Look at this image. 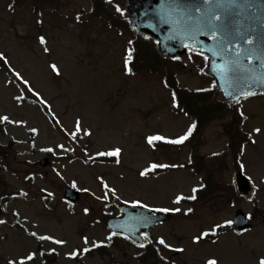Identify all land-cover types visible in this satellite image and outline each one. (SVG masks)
I'll use <instances>...</instances> for the list:
<instances>
[{
    "label": "rangeland",
    "instance_id": "1",
    "mask_svg": "<svg viewBox=\"0 0 264 264\" xmlns=\"http://www.w3.org/2000/svg\"><path fill=\"white\" fill-rule=\"evenodd\" d=\"M58 1L61 5L56 11L46 8L38 16L30 4L13 5L9 10L12 0H0V53L7 58L8 67L7 71L0 66V117L23 122L0 120L8 125L6 133L0 134V146L11 144L4 163L0 161L1 175L9 186L1 192L9 196V203L2 207L5 209L0 208V220L5 221L0 224V264H8L9 260L30 252L37 255L34 262L27 264H109L107 259L87 257L80 250L92 247L91 242L107 243L109 232L102 221L120 214L113 207L136 202L149 208H181L178 213L169 212L174 219L153 232L156 243L163 238L171 246L160 245L163 255L169 257L163 264H207L212 259L217 264H256L264 255V97L243 101L240 106L246 128L255 140L240 159L252 184V194L236 202L228 191L213 195L193 213L185 215L186 206L173 201L180 194L192 195V189L207 174L195 176L187 168L191 145L155 151L148 137L175 139L187 132L192 119L180 113L172 93L159 77L127 73L124 61L131 35L120 34L106 19L90 17L93 4L89 0ZM109 11L113 15L116 12L112 8ZM41 36L46 44L40 43ZM53 64L59 68L58 76L51 67ZM202 64L188 56L182 58L178 85L190 90L211 87L214 82L200 74ZM17 72L46 104L40 103L27 91L28 86L14 77ZM18 95L24 99L17 100ZM46 110L52 111L55 123L45 115ZM77 119L82 122L83 131L72 141L66 133L74 130ZM223 123L209 124L204 143L196 153L207 159L210 155H222L218 182L230 188L237 173L228 156ZM33 128L37 129L35 133L31 131ZM256 128L261 129L259 134L254 131ZM87 131L90 136L84 135ZM59 144L74 151L62 152L56 147ZM48 147L54 148L55 154L41 151ZM116 148L121 149L118 164L95 163L84 153L87 149L94 158L98 152ZM46 158L51 165L42 168L39 163ZM153 163L176 167L160 175L156 173L155 178L141 176ZM73 181L77 184L74 189L83 198L70 205L64 199V191ZM102 182L116 190L114 202L108 203V197L97 199L106 191ZM84 188L89 191L79 190ZM48 192L53 195L47 197ZM11 194L15 199H10ZM85 209L89 210L87 214ZM238 209L252 217L253 230L238 236L225 226L218 228L225 233H218L215 242L208 240L211 234L194 242L202 232L211 233L217 224L233 220ZM31 232L66 243L40 241ZM85 237L90 241L88 245L84 244ZM119 244L124 252L118 255L112 250L115 258L111 264H138L135 256L140 251L123 241ZM175 248L183 251H173ZM73 251H80L75 259L68 255ZM45 256L50 258L49 263Z\"/></svg>",
    "mask_w": 264,
    "mask_h": 264
},
{
    "label": "water",
    "instance_id": "2",
    "mask_svg": "<svg viewBox=\"0 0 264 264\" xmlns=\"http://www.w3.org/2000/svg\"><path fill=\"white\" fill-rule=\"evenodd\" d=\"M174 5H179L180 9L189 10L192 19L188 20L187 16L181 19L177 12L172 10ZM236 5L227 9L228 31L234 35L242 33L246 39H251L253 43L245 44L244 47L255 50L251 66L248 65L247 59L243 61L244 66L250 67L252 71L241 76L239 86L233 85L231 74L226 78L218 71V67L225 60L234 58L235 47L242 41L237 37L231 44L222 45L224 36L221 33L218 32L217 40H213L210 35L198 31L197 18L203 14L205 8L209 7L204 4V0H127L125 10L130 16L132 30L158 42L160 54L163 57L179 58L188 51L207 57L205 73L215 79L226 105L232 107L244 99L242 90L257 93L248 98L264 96V83L256 82L257 78L264 77V0H236ZM211 6L217 15H221V11L215 9V0ZM215 23H221V21H215ZM187 25H191L188 30H186ZM226 93L232 94L226 95ZM46 114L52 121L55 120L50 111ZM41 164L46 167L48 161H43ZM237 185L242 194L249 193V184L242 174L237 176ZM65 197L73 203L79 200V194L73 189L67 190ZM122 212L123 216L109 220L107 227L115 234L125 235L138 244L142 243L141 233L149 234V231L158 223L171 220L169 214L158 213L153 216V212L142 207L123 206ZM233 228L239 233L251 228L247 216L242 211L236 212Z\"/></svg>",
    "mask_w": 264,
    "mask_h": 264
},
{
    "label": "snow or ice",
    "instance_id": "3",
    "mask_svg": "<svg viewBox=\"0 0 264 264\" xmlns=\"http://www.w3.org/2000/svg\"><path fill=\"white\" fill-rule=\"evenodd\" d=\"M110 2V0H109ZM204 4L205 5H209V7L205 8L203 10V14L197 18V23L199 25L198 27V31L208 34L210 35V38L213 40H217V33H221L224 36V39L221 41V44H231L233 39H236L237 37L242 41V43H239L236 45L235 47V56L234 58L230 59V60H225L224 63H222L221 65H219L218 67V71L221 72V74L223 76H225L226 78L229 77V75L231 74V82L233 83L234 86H239L241 83V76L243 74H246L250 71H252V69L250 67H245L243 64V61L245 59H247L248 61V65L251 66L252 64V60H253V56L255 55V50L249 47H244L245 44L247 45H251L253 43V41L251 39H246L244 37V35L242 33H238V34H233L231 32L228 31V16H227V9L232 8L237 6L236 5V0H215V9L221 11V15H217L216 12L213 10V7L211 6L213 4V0H204ZM172 10L174 12H177L178 16L183 19L185 16H187L188 20H191V12L187 9H180L179 5H174L172 6ZM117 11H121V9L119 7H117ZM197 11H199V9H197ZM123 14V13H122ZM80 17L79 15H77V21H79ZM215 21H221V23H215ZM191 25H187L186 30L190 29ZM231 37V38H230ZM40 43L41 44H46V40L45 37L41 36L40 38ZM185 47H188V45H185ZM223 50V49H222ZM45 52L48 51L47 47H45L44 49ZM214 51V49H213ZM228 51H231V49H228ZM205 59H207V57H205ZM0 60H3L5 63H7V58L0 53ZM132 60V55H131V51H129L124 63H125V67L127 68L129 62ZM53 71L59 75V68L53 64L52 66ZM130 71V69H129ZM15 77L17 80L21 81L22 84L27 85V91L31 92L33 96L37 97V99L39 100L40 103L42 104H46L47 102L44 101L39 93L35 92L33 90V88L30 86L29 81L25 80L18 72L14 73ZM245 84L247 83V81H243ZM257 83H264V77L261 78H257L256 80ZM249 88L251 87L250 85L248 86ZM232 93H226V95H231ZM241 94L243 95L244 99H247L250 96H254L257 93L251 91V90H247L244 91L242 90ZM17 100H23L24 97L23 95H18L16 97ZM173 99L175 100V96L173 97ZM239 102V101H237ZM50 107V106H49ZM241 116H243V112H241ZM0 120L4 121V122H8V123H23V122H16V121H10L8 116H3L0 117ZM82 122L77 119L74 123V130L73 131H67V135L72 139V141H76L78 139L79 133L81 131H83L82 129ZM196 125L193 124L189 127V129L187 130V132L175 139H168L165 138L163 136H159V135H154V136H150L148 137V143L149 144H153L156 141H163L166 144H174V145H179V144H183L185 141H187L189 139V137L192 136V133L195 129ZM31 131L33 133H35L37 131V129L33 128L31 129ZM257 134H259L261 132L260 128H256L254 130ZM85 136H90L91 132L87 131L84 132ZM253 143H255V140L252 141ZM57 148H59L62 152H69V151H74V149H70V148H66L63 144H59L56 146ZM41 151H46V152H50L55 154V149L52 147H48V148H44L41 149ZM121 149L116 148L112 151H106V152H98L96 155L103 157V156H109V157H118L120 155ZM84 153L85 156L87 157V159H93V157L91 155L88 154L87 149H84ZM87 159L85 162H87ZM117 163L119 162L118 160L116 161ZM170 167H176V165H169V164H162V163H153L150 166L151 170H156V169H167ZM180 167H183V165H180ZM245 168L244 164H240V169L243 171ZM148 174V170H145L143 172L140 173L141 176H145ZM57 175H60L59 173H57ZM61 179H63V177L61 176ZM103 183V182H102ZM72 188H76L77 184L76 181H73L71 184ZM103 187L106 190L103 194V197H97V199H101L104 198L106 199L109 195V193L113 196L116 195V190L114 188L109 187L108 184L103 183ZM203 185H200V188H202ZM81 191L84 192H88L89 189L84 188V189H79ZM200 190L199 188H193L192 189V195L190 196H184L183 194L177 195L175 200L173 201V203L175 204H180L182 201L184 200H192L195 201L197 199V196L195 195V193ZM26 195V193H25ZM53 195V193L48 192L47 193V197H51ZM47 197H45V199H47ZM133 206H139V207H144V208H148V205L146 204H141L140 202H136L135 204H133ZM151 212H162V213H168V212H174V213H178L181 211V208L177 207V208H168V207H159V208H150L149 209ZM85 214L88 213V209H85ZM194 212V208L189 207L187 208V210L185 211V215H188L190 213ZM249 219H251V216H249ZM5 221L4 220H0V224H4ZM234 223L233 220H228L225 221L224 225H220L217 224L215 226V228L212 229L211 233L209 232H202L200 236H197L194 238V242L198 243L201 239H203L204 237H207L208 235H216V229L221 228V227H225V226H231ZM30 235H32L33 237H36L38 240L40 241H51L52 243L55 244H59V245H63L66 243V241L63 240H58L55 239L52 236H47V235H38L36 232H31ZM115 235V233L109 235L107 237L108 240L112 239V236ZM125 239H127V237H125ZM144 240H147L149 243H151V240H149L148 236L145 235L144 236ZM90 243V241L88 240L87 237L84 238V244L88 245ZM92 243V247H99L100 245L96 244L95 242H91ZM158 243L160 245H163L165 248H170L171 246L168 245L165 240L163 238L159 239ZM140 248H145L146 245L144 243H140L137 245ZM173 251H183V249L180 248H175L172 249ZM52 252H55V249L51 250ZM85 253L91 251V248L89 247H85L82 250ZM80 251H73L71 253H69V257L75 259L77 256L80 255ZM37 253L35 252H30L28 253L25 257H21L19 259H12L9 260L8 264H27V262L35 261V257H36ZM40 255H43V253H40ZM207 264H217V261L215 259L209 260L207 262ZM256 264H264V255L260 256L257 261Z\"/></svg>",
    "mask_w": 264,
    "mask_h": 264
},
{
    "label": "trees",
    "instance_id": "4",
    "mask_svg": "<svg viewBox=\"0 0 264 264\" xmlns=\"http://www.w3.org/2000/svg\"><path fill=\"white\" fill-rule=\"evenodd\" d=\"M32 4L35 11L40 13L39 7H55L56 0H13L12 4L16 7H21L26 4ZM94 4V15L98 17L99 15H106L109 6L100 5L96 0H93ZM118 17V16H114ZM125 17V15H124ZM116 19V18H115ZM117 26L120 28L129 29L128 19L118 18ZM116 26L115 23H112ZM128 28V29H127ZM130 30V29H129ZM132 60L129 62L130 72L134 75L137 74H148L152 76H158L163 79L164 85L172 92L175 96V102L178 105L182 114L187 115L194 119V124L196 125L192 136L189 137L187 141L183 144L174 145L166 144L164 142L155 143L157 149L163 151H169L170 149L179 148L182 145H191V152L196 153L197 148L204 143L203 134L209 124L215 121L228 120V123L223 125L224 135L228 138V147L232 150L235 155V159L241 156L245 145L251 143V134L247 131L245 125V117L241 116L239 107L235 106L233 108H228L217 89L212 86L208 89L190 90L183 89L178 85L177 74L180 72L179 62L168 61L163 59L158 54V49L156 44H154L148 38H143L140 36H135L134 41L131 43L130 47ZM193 58L198 56L192 55ZM199 58V57H198ZM201 59V57H200ZM205 59L202 61V66L204 65ZM1 131V126H0ZM10 146L2 147L0 146V158H2V163H4L5 157L9 154ZM98 160V159H95ZM202 169H195L196 174L200 173ZM0 183L3 185V177H0ZM208 189V188H207ZM1 193V192H0ZM215 193L212 190H208L200 195V199L205 200V198H210ZM234 199H238L237 195H233ZM7 197L0 195V203L5 205L7 203ZM186 204H190L188 201H182Z\"/></svg>",
    "mask_w": 264,
    "mask_h": 264
},
{
    "label": "flooded vegetation",
    "instance_id": "5",
    "mask_svg": "<svg viewBox=\"0 0 264 264\" xmlns=\"http://www.w3.org/2000/svg\"><path fill=\"white\" fill-rule=\"evenodd\" d=\"M149 243V242H148ZM148 246L150 245V244H147Z\"/></svg>",
    "mask_w": 264,
    "mask_h": 264
}]
</instances>
